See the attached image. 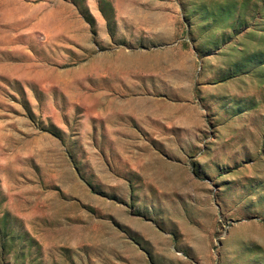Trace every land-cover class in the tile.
<instances>
[{
    "label": "rangeland",
    "instance_id": "374dc122",
    "mask_svg": "<svg viewBox=\"0 0 264 264\" xmlns=\"http://www.w3.org/2000/svg\"><path fill=\"white\" fill-rule=\"evenodd\" d=\"M0 264H264V0H0Z\"/></svg>",
    "mask_w": 264,
    "mask_h": 264
}]
</instances>
